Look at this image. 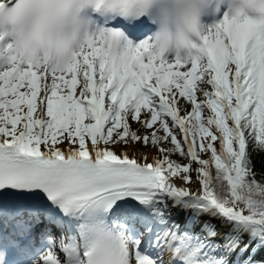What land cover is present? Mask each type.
Wrapping results in <instances>:
<instances>
[{
	"label": "snow or ice",
	"instance_id": "snow-or-ice-1",
	"mask_svg": "<svg viewBox=\"0 0 264 264\" xmlns=\"http://www.w3.org/2000/svg\"><path fill=\"white\" fill-rule=\"evenodd\" d=\"M0 264H264V0H0Z\"/></svg>",
	"mask_w": 264,
	"mask_h": 264
},
{
	"label": "bare ground",
	"instance_id": "bare-ground-1",
	"mask_svg": "<svg viewBox=\"0 0 264 264\" xmlns=\"http://www.w3.org/2000/svg\"><path fill=\"white\" fill-rule=\"evenodd\" d=\"M145 151H148V150H145Z\"/></svg>",
	"mask_w": 264,
	"mask_h": 264
}]
</instances>
